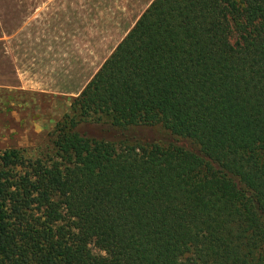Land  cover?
Instances as JSON below:
<instances>
[{
  "label": "trees",
  "instance_id": "1",
  "mask_svg": "<svg viewBox=\"0 0 264 264\" xmlns=\"http://www.w3.org/2000/svg\"><path fill=\"white\" fill-rule=\"evenodd\" d=\"M50 142L0 152V264H264V0H151Z\"/></svg>",
  "mask_w": 264,
  "mask_h": 264
},
{
  "label": "rangeland",
  "instance_id": "2",
  "mask_svg": "<svg viewBox=\"0 0 264 264\" xmlns=\"http://www.w3.org/2000/svg\"><path fill=\"white\" fill-rule=\"evenodd\" d=\"M22 1L8 9L2 31L8 44L0 60V152L50 163L54 123L75 97L65 90L109 55L149 0Z\"/></svg>",
  "mask_w": 264,
  "mask_h": 264
},
{
  "label": "crops",
  "instance_id": "3",
  "mask_svg": "<svg viewBox=\"0 0 264 264\" xmlns=\"http://www.w3.org/2000/svg\"><path fill=\"white\" fill-rule=\"evenodd\" d=\"M151 0H149L145 6L142 8V10L139 12V14L137 15V17L134 19L135 20L138 18V16L141 14V12L143 11V9L146 8V6L150 3ZM25 3H27L28 5H30L31 3L26 0ZM23 5V1L22 0H0V60H3L4 58H6L7 54H6V47H7V37H4L2 34V31H4L5 29H7V14H8V9H16L20 6ZM33 12L31 13L32 16ZM29 19H31L32 22V17H30ZM133 22V23H134ZM121 40V39H120ZM115 47V46H114ZM113 50V49H112ZM111 50V51H112ZM110 54V53H109ZM105 59H103L98 66H94V63H91L85 74L80 78L79 81L74 82L73 85H69L67 87V92H64L65 94H73V95H77L81 89L84 87V85L89 81V79L93 76V74L97 71V69L99 68V66L102 64V62ZM3 85L0 84V88H2Z\"/></svg>",
  "mask_w": 264,
  "mask_h": 264
}]
</instances>
